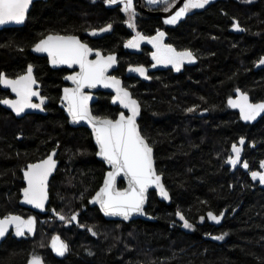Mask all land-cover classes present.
Returning a JSON list of instances; mask_svg holds the SVG:
<instances>
[{"label": "trees", "instance_id": "trees-1", "mask_svg": "<svg viewBox=\"0 0 264 264\" xmlns=\"http://www.w3.org/2000/svg\"><path fill=\"white\" fill-rule=\"evenodd\" d=\"M86 8L81 0L34 2L22 27L0 30V73L14 76L33 65L49 98L46 114L23 118L0 105V216L44 217L18 204L20 170L56 148L59 166L50 183V205L56 213L77 212V225L85 227L48 226L67 237L63 256L50 244L38 246L43 233L39 238L38 233L10 234L0 244V264H25L33 256L44 264H264V185L250 175L264 161V116L246 124L227 103L236 89L247 92L251 101L264 96V66L255 67L264 57V0L213 3L173 30V43L198 58L194 65L151 78H123L141 104L140 130L154 148L156 169L171 195L167 204L150 192L146 212L155 219L128 223L106 220L90 204L105 166L95 157L88 130L70 127L57 106L61 78L30 51L46 32L74 31L110 18L109 12L89 15ZM237 23L239 28L233 27ZM123 33L116 26L100 43L119 45ZM108 100L101 96L94 112L111 114ZM242 137L243 161L249 167L240 165L232 172L225 159L231 144ZM177 211L194 230L181 227ZM209 212L223 213L221 222H210ZM225 233L223 241L214 239Z\"/></svg>", "mask_w": 264, "mask_h": 264}, {"label": "snow or ice", "instance_id": "snow-or-ice-1", "mask_svg": "<svg viewBox=\"0 0 264 264\" xmlns=\"http://www.w3.org/2000/svg\"><path fill=\"white\" fill-rule=\"evenodd\" d=\"M160 0H148L149 4H158ZM108 4H122L123 11L129 15V26L134 27V17L136 15L133 0H106ZM210 3V0H185L183 7L170 15L164 23L176 24L182 17L187 15L192 9H202ZM32 4V0H0V25L8 23L22 24L26 18ZM164 11H168L165 8ZM112 25H107L99 31H108ZM234 27L239 28V24ZM95 35V32H93ZM164 32H157L154 37L147 38L156 47V51L152 53L153 59L157 63L172 64L177 71H180L184 61L191 63L196 59L191 50L177 52L170 44H163ZM145 39L139 33L128 42L126 46L136 48L139 46V40ZM35 51L46 52L53 65L57 64H78L80 71L74 75L66 77L71 80L76 87L65 88L63 99L68 103V112L72 120H87L95 133L96 143L99 145L98 155L103 157L109 165L112 166V171L106 175L104 186L96 194L94 198L101 205V208L108 215H119L128 219L134 213H143L145 203V193L149 186L155 185L160 189V195L164 198H169L168 192L164 189L160 182V176L156 174L153 160V148L148 143L147 139L141 134L137 124V116L140 114L139 102L132 98L127 89L120 87V81L115 77H107V70L116 62L115 56L103 57L99 52L96 53V60H89L88 56L92 49L87 44L81 43L76 36L48 35L35 45ZM264 64V58L259 61ZM141 75L146 74V69L139 66L134 69ZM33 67L29 65L27 73L15 79H9L6 74L0 73V84L6 87H11V90L16 93L17 99H4L0 101L5 105H9L17 115L23 113L27 108L43 110L44 97H40V103H33L32 97L39 96V92L33 89L36 80L32 75ZM110 82V83H109ZM97 84H104L106 87L111 86L116 89L117 95L114 97V102L119 101L125 108L129 109L131 115L125 116L123 112L116 120L108 118H100L93 116L88 107V101L91 98L83 92L85 87H95ZM239 96L236 99L229 98L228 104L233 108L240 109L242 119L246 121L255 120L261 114H264V101L253 103L250 101L246 92H241L236 89ZM194 108H189L187 111L192 112ZM242 146L244 138L239 141ZM232 151L235 156H229L228 162L236 166L241 159L242 148L236 144L232 145ZM52 155L47 159L35 164H29L24 172V178L27 181V187L23 189L25 202L33 204L36 208H43L47 200V181L49 175L56 167V161ZM261 168H264V161L261 162ZM244 168L249 165L245 161ZM123 174L128 178L129 187L123 191L115 188L116 177ZM251 177L253 180H259L260 184H264V171H252ZM54 211V210H53ZM61 220L66 217L57 213ZM177 216L184 222L185 228H193V225L188 222L183 213L177 211ZM208 213V216L219 223L221 217ZM76 215L71 217V220H76ZM203 219V218H202ZM71 222V221H69ZM15 226V234L17 236L25 235V232H34L35 218L29 217L27 220L20 216L9 215L0 219V238L4 237L9 226ZM96 233L93 232V235ZM227 233L216 236L214 239L223 240ZM52 248L58 255L63 256L68 250L67 245L54 237ZM29 264H43V261L38 256H33Z\"/></svg>", "mask_w": 264, "mask_h": 264}, {"label": "flooded vegetation", "instance_id": "flooded-vegetation-1", "mask_svg": "<svg viewBox=\"0 0 264 264\" xmlns=\"http://www.w3.org/2000/svg\"><path fill=\"white\" fill-rule=\"evenodd\" d=\"M40 1L44 2L47 0H37L34 2H40ZM81 1L85 2V4H86L87 8L85 10H86L87 14L93 15L95 17L98 13L103 14V12H106V13L109 12L111 14L110 18H108L104 21H101L97 25H93V24L83 25L78 30H74V31L64 30V31L46 32L35 43H37L39 40L43 39L45 36H47L49 34L62 35V36H76L80 40L81 43L87 44L88 47L92 49V51H95V53L91 52V54L88 56L89 60H96L97 59V56H96L97 52H99L101 54V56H103V57L107 56V55H115V58H116L115 64L116 65L109 72H107L106 75L109 77L121 78L123 80V84H124L123 78H136V79L151 78L154 74H156L158 72H162L164 70H169L173 73H177V72L182 71L185 66L194 65L198 59L196 56H195L196 59L194 61H192L191 63H189L188 61L187 62L185 61L182 65L180 71L175 70V68H174L175 66L172 64L167 65L164 63H157V61L154 60L153 56H152V53L155 52L157 49L153 45V43H151L149 41V39H147V38L156 36L158 31L164 32L165 36L163 37V41H162L163 44L172 45L173 48H175L177 52L184 51L185 49L191 50V49H188L186 47H178L175 43H173V41L171 40L172 31L176 30L180 24L184 23L190 17H193V16L199 14L200 12H202L205 8H207L211 4H213V3L218 4L220 1H224V0H210V3L208 5H206L204 8L199 9V10L198 9H192L187 15L182 17L176 24H166V23H164V21L170 15H174L176 11H178L181 7H183L185 0H160V2L158 4H149L148 0H133L134 6H135V12H136V15H135L134 21H133L134 25H135L134 27L129 26V15L122 10L123 9L122 4H119V3L108 4V3H106V0H81ZM242 1H248L249 2L250 0H242ZM165 8H168V11L169 12L172 11V12H170L169 14H165V15L151 14L152 12H168V11H164ZM28 14H29V12H28ZM28 14H27V16H28ZM25 21L20 26L4 27L2 29H8V28L11 29V28L22 27L25 24ZM149 21L150 22L152 21L151 27H145L146 22L148 23ZM109 24L112 25L111 29H109L108 31H103V32L99 31L102 28H106L107 25H109ZM116 26H119L121 29H123L125 32L123 34H125V35H123V37L119 41V45H114L111 48H107L104 46V44L100 43V40L105 35L110 34L112 31H114ZM233 27H234V25H233ZM97 31H99L98 34H96ZM93 32H95V35H93ZM138 33L140 35H142L143 37H145V39L139 40V46L136 48L126 46L130 40H132L134 37H137ZM193 54H194V52H193ZM36 56L43 58L46 65L50 69H53L54 71H56L58 74V77L61 78V83H60V87H59V95L57 98V106L62 110L64 116L66 117L64 110L59 105L60 98L62 95V89L64 87L70 86V83L68 81H66L65 78L68 76L74 75L75 73H78L80 71V66L78 64H72V65L57 64L56 66L52 67L50 62H49V58L47 55H36ZM29 65H27L24 68V70L21 71L19 74L14 75V76H9L4 71L3 72L9 78H16V77L22 75L23 73H25ZM139 66H143L146 69L145 75H141L139 72L134 71V69L139 67ZM32 67H33V74L35 76V79L39 84L36 89H39V91H40L39 96L44 97L45 100H44V104H43V110L39 109V111L36 113H27L23 117L31 116V115H35V114H46V110H47L46 107L49 103V98L44 93L42 83L39 80V78L37 77V75L35 74L34 66L32 65ZM0 88H1V86H0ZM3 91H4V95L0 98V101L3 99H13L14 98V96L11 94V92L9 90L4 89ZM95 94L97 96V100L94 103H92V105H91L93 115L96 117H100V118L116 119L118 117V115L122 112V109H120V107L118 105H115L112 103V101H111L112 94L105 92V91H102V90L96 91ZM103 95L108 96L109 105L113 108L112 113L109 115H107V114H96L94 112L95 105L97 104L99 98ZM34 103H40V100L35 99ZM0 105H1V103H0ZM6 110L8 112H10L12 115H14L10 110H8V109H6ZM23 117H17V118H23ZM66 119H67V123H68V118L66 117ZM70 127H72V126H70ZM72 128H86V127L80 126V127H72ZM86 129L88 130V128H86ZM88 132L90 133L89 130H88ZM90 135H91V133H90ZM91 138H92V136H91ZM92 142H93V140H92ZM93 145H94V143H93ZM54 149H56V148L49 149L44 154H42L41 156H39L33 160L25 162V164L21 167V170H20L21 181H22L21 186L22 187L24 186L23 171L26 169L27 165L29 163H36L38 161L45 159L50 154V152ZM95 153H96V148H95ZM228 157H227V159H228ZM56 159L58 160L57 156H56ZM105 170H106V168H105ZM104 173H105V171H104ZM52 177L49 181V189H50V183H51ZM21 188H20V190H21ZM20 190H19V192H20ZM49 195H50V192H49ZM51 208H52V206L50 205V202H49L47 207H46L47 212L45 214H39V215L45 216V215H48L49 213L54 214L53 209L50 210ZM13 214H17V213H13ZM9 215H11V214H9ZM9 215H5V216H9ZM20 215H22V214H20ZM22 216L25 219L29 217V216L25 217L24 215H22ZM0 217H3V216H0ZM207 219L214 224H219L221 222V219H220L219 223H217L215 220H212L210 217H207ZM77 221H78V218L76 219V221H73V223H77ZM11 234H12V232H11ZM216 236H220V235H216Z\"/></svg>", "mask_w": 264, "mask_h": 264}, {"label": "water", "instance_id": "water-1", "mask_svg": "<svg viewBox=\"0 0 264 264\" xmlns=\"http://www.w3.org/2000/svg\"><path fill=\"white\" fill-rule=\"evenodd\" d=\"M34 1H37V0H32V4H33ZM32 4L30 5L29 10L31 9ZM198 10H199V9H198ZM28 12H29V11H28ZM170 12H172V11H170ZM170 12L168 11V12H152V13L150 12V13H151V14L165 15V14H169ZM20 25H21V24L8 23V24H5V25H0V29H2V28H4V27H12V26H20ZM49 35H53V34H49ZM47 36H48V35H47ZM47 36H45L43 39H45ZM41 40H42V39H41ZM41 40H39L37 43H35V44L30 48V51H31L33 54H35V55H47V56H48V54H47L46 52H37V51H35V45L38 44ZM92 53H95V51H92ZM107 56H109V55H107ZM107 56H104V57H107ZM111 56H115V55H111ZM48 58H49V56H48ZM49 62H50V64H51L52 67L56 66V65H53V64L51 63L50 58H49ZM115 65H116V64L114 63V64H113V65L107 70V72H109L112 68H114ZM107 72H106V73H107ZM1 73H4V72L2 71ZM26 73H27V70H26V72L23 73L22 75H25ZM4 74H5V73H4ZM22 75H20V76H22ZM32 75H33V77L35 78V76H34L33 73H32ZM105 75H106V74H105ZM106 76H107V75H106ZM18 77H19V76H18ZM107 77H109V76H107ZM8 78H9V77H8ZM16 78H17V77H16ZM9 79H15V78H9ZM116 79L120 81V87H121V88H124V89H127V91L131 93L132 98L135 99V100H137V101L139 102V100H138L136 97L133 96L131 90H130L129 88H127V87L123 84V80H122L121 78H116ZM35 80H36V79H35ZM65 80L68 81V82L70 83V86H68V87H64V88L62 89V95H61V98H60L59 105H60V107L64 110L65 115H66V117L68 118V124H69L70 126H72V127H80V126H83V127L88 128V130H89L90 133H91V136H92V140H93L94 146H95V148H96L95 157L97 158V160L101 161V162L105 165V168H106L100 186L97 188V190L92 194V196H91L90 199H89L90 204H91L92 206H96V207L98 208V210L100 211L101 215H102L106 220L122 221V222H126V223H128V222H130V221H135V220H151V221H153L155 218H154L151 214H149V213L146 212V207H147L148 199H149V193H150V192H154L158 200H160V201H164V202L167 203V204H169V203L171 202V195H170L169 190L166 188V186H165V184H164V181H163V175H162L161 173H159V172L157 171V169H156L155 158H154V148L152 147V148H153V160H154V168H155V172H156L157 175L160 176V178H161V179H160V182H161V184L163 185L164 189L168 192V196H169V198L166 199V198H164L163 196H161V195H160V189H159L158 187H156L155 185H151V186H149V188L147 189V191H146V193H145L146 199H145V203H144V206H143V208H144L143 213H134V214H132L128 219H124V217L119 216V215H108V214H106V213L104 212V210L101 208L100 203H99L98 201H95L94 198L96 197V194L100 191V189L104 186V181H105V178H106L107 173H108L109 171H112L113 169H112V166L109 165V164L107 163V161H106L103 157H101V156L98 155V152H99V145L96 143V137H95V133H94V130H93V128H92V125L89 124L87 120H78V121H75V122L72 120V117H71V115H70L69 112H68V103H67L66 100L63 99V97H64V89H65V88H70V89H72V88H75L76 85H75L71 80H68V79H66V78H65ZM109 83H110V82H109ZM38 85H39V84H38V82L36 81V84L33 85V89H34L35 91H37V92L40 93L39 89H36V88L38 87ZM0 86H1V88H2L3 90L5 89V90H9V91L11 92V94L14 96V98H13L12 100L17 99L16 93H14V92L11 90V87H6V86L3 85V84H0ZM98 90H102V91H105V92L111 93V94H112V97H111V101H112V103L115 104V105H118V106L120 107V109H122V112L125 114V116H129V115H131L130 110L127 109V108H125V107H124L119 101H115V102H114V97L117 95L116 89H115L114 87H111V86H107V87H106L104 84H97L95 87H91V88H90V87H85V88L83 89V92L91 97V98L89 99V101H88V107H89V110H90V112H91L92 115H93V113H92L91 105H92V103H94V102L97 100V96H96L95 92L98 91ZM240 91H241V92H244V91H242L241 89H240ZM246 93H247V92H246ZM247 94H248V93H247ZM238 96H239V93H238L237 91H235L234 95L231 96V97H229V98L236 99ZM248 96H249V94H248ZM229 98H228V100H229ZM35 99L40 100V96H34V97H32V102H33V103H34V100H35ZM249 99H250V96H249ZM3 100H4V99H3ZM3 100H1V101H3ZM228 100H227V103H228ZM250 101H251V99H250ZM261 101H264V96H263V98H262L261 100H259V101H251V102H253V103H257V102H261ZM139 105H140V114H139V116H137V124H138V126H139V122H138V121H139V118H140V116H141V104H140V102H139ZM1 106H2L3 108H5V109L10 110V111H11L16 117H23V116H24L25 114H27V113H36V112L39 111V109L27 108V109H25V111H24L23 113L17 115L16 112L12 109L11 106H9V105H5V104H3V103H1ZM232 108H233V107H232ZM233 109L237 110V112H238V114H239L241 120H242L244 123H246V124H254V123H256L261 117L264 116V114H261V115L258 116L255 120L246 121V120L242 119V117H241V115H240V109H239V108H233ZM93 116H94V115H93ZM119 116H120V114L118 115V117H117L116 119H118ZM108 119H110V118H108ZM116 119H112V120H116ZM139 129H140V126H139ZM140 131H141V130H140ZM141 134H142V133H141ZM142 135H143V134H142ZM243 138H244V144H243L242 146L239 144V141H240V139H241V138H239V139L237 140V142L232 143V144H231V147H230V155H229V156H233V157L235 156V153L232 151V145H233V144H236L238 147H241V148H242L240 162H239L236 166L231 165V164L228 162V159H227L226 162H225V166L230 167L232 172L235 171L239 165H243L241 162L244 163V161H243V152H244V148H245V145H246V138H245V137H243ZM148 143H149V142H148ZM150 146H151V145H150ZM57 151H58L57 149H54V150H52V151L50 152V154H49V155H52L53 153H55V155H53V159L56 161V167H55V169L52 171V173H51V174L49 175V177H48V181H47V197H48V198H47V200H46L45 203H44V207H43V208H36L33 204H29V203L25 202V200H24L23 189H24L25 187H27V181H26V179L24 178V172L27 170V167H26V169L23 171V183H24V186L21 188V190H20V192H19V195H20V196H19L18 204H19L21 207H23V208H25V209H28V210H30V211H32V212H34V213H37V214H45V213L47 212V211H46V207H47V205H48V203H49V200H50V195H49V181H50L51 177L54 175V173H55V171L57 170V167H58V165H59V161L56 159ZM49 155H48V156H49ZM48 156H47L45 159H47ZM228 158H229V157H228ZM45 159H43V160H45ZM41 161H42V160H41ZM38 162H40V161H38ZM38 162H36V163H38ZM29 164H35V163H29ZM29 164H28V165H29ZM28 165H27V166H28ZM120 183H122L123 186H120ZM262 185H264V184H262ZM128 187H129V181H128V178H127L126 176H124L123 174L118 175V176L116 177L115 188H116L117 190H119V191H123V190L127 189ZM11 215H16V216H20V217L24 218V217H23L22 215H20V214H11ZM73 215H76V214H73ZM73 215H72V216H73ZM4 217H6V216L0 217V219H3ZM76 217H77V215H76ZM207 217H209V216H208V213H207ZM24 219H25V218H24ZM73 221H76V220H73ZM14 228H15L14 225L9 226L8 231L6 232L5 236L2 237V238H0V244H1V243H2V242H3V241H4V240H5V239L11 234V232H12V230H13ZM31 259H32V258H30L25 264H29V261H30ZM43 264H44V262H43Z\"/></svg>", "mask_w": 264, "mask_h": 264}, {"label": "rangeland", "instance_id": "rangeland-1", "mask_svg": "<svg viewBox=\"0 0 264 264\" xmlns=\"http://www.w3.org/2000/svg\"><path fill=\"white\" fill-rule=\"evenodd\" d=\"M101 32V31H100ZM99 33V31H97V33L96 34H98ZM264 58V57H263ZM185 62V61H184ZM187 62V61H186ZM167 65H169V64H167ZM261 66H264V64H260L259 62H257V64H256V66L255 67H261ZM175 68V67H174ZM175 70H176V68H175ZM230 154V153H229ZM229 156V155H228ZM227 159V158H226ZM225 159V160H226ZM261 162L262 161H259L258 162V164H259V169H257L256 171H264V168H261ZM242 164H243V162H241ZM240 166V165H239ZM238 166V167H239ZM250 175H251V171H250ZM254 182H256V183H259V180L257 179V180H253ZM260 184V183H259ZM260 185H262V184H260ZM22 186H20V188H21ZM20 188H19V190H20ZM18 201H19V199H18ZM54 210L55 208L54 207H52L50 210ZM68 211L69 210H65V209H61L60 211H58L57 213H59L60 215H62V216H64V217H66V219H64V220H61L60 219V217L57 215V213L54 211V214H50V215H47V216H44V217H39V218H37L36 217V215L35 214H29L28 216L29 217H34L35 218V225H34V232H31V233H29V232H25V235H23V236H28V235H36L37 233H38V235H37V237L39 238V232L40 233H43V236H44V238L41 240V239H39V242H38V246L39 247H42V248H46V246L47 245H49L50 244V246H51V248H52V241H53V238L54 237H59L60 238V240L61 241H63L66 245H67V237H63V236H65L64 234L63 235H61L60 233H59V231L60 230H55V231H52V230H50L49 229V227L48 226H51L50 224H54L55 225V228H57V229H61V226H63L64 228H69V227H71V226H76V228L77 229H79V230H83L85 227L84 226H82V225H80V224H78L77 225V223H75V224H73V221L71 220V216L74 214V213H71L70 215L68 214ZM75 214H78L77 212H75ZM9 215V214H8ZM27 216V217H28ZM28 217V218H29ZM28 218H26L25 220H27ZM176 218L180 221V224H181V226H182V228L184 229V230H186V231H192V230H194V225H193V228H185L184 227V222L180 219V217L179 216H177L176 215ZM69 221H71V222H69ZM45 229V230H44ZM53 229V228H52ZM87 230L88 231H90V232H92L93 230L91 229V228H87ZM42 231V232H41ZM63 232V231H62ZM12 235L13 236H15V237H17V238H19V237H23V236H17L16 234H15V229L12 231ZM226 238V235L224 236V239ZM223 239V240H224ZM223 240H218V241H223ZM52 250H53V252L57 255V256H61V255H58L57 254V252L52 248ZM65 254V253H64Z\"/></svg>", "mask_w": 264, "mask_h": 264}]
</instances>
